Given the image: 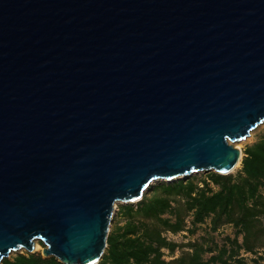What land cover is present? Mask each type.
I'll return each instance as SVG.
<instances>
[{"label":"water","instance_id":"water-1","mask_svg":"<svg viewBox=\"0 0 264 264\" xmlns=\"http://www.w3.org/2000/svg\"><path fill=\"white\" fill-rule=\"evenodd\" d=\"M263 122L264 0H0V264H98L115 204Z\"/></svg>","mask_w":264,"mask_h":264},{"label":"trees","instance_id":"trees-1","mask_svg":"<svg viewBox=\"0 0 264 264\" xmlns=\"http://www.w3.org/2000/svg\"><path fill=\"white\" fill-rule=\"evenodd\" d=\"M117 217L98 264H264V134L245 149L235 176L159 184L137 204L118 208ZM224 226L232 235L218 244L213 235ZM202 228V237L181 245L162 237L185 230L193 237ZM162 249L181 251L165 261ZM2 264L60 263L24 253Z\"/></svg>","mask_w":264,"mask_h":264},{"label":"rangeland","instance_id":"rangeland-1","mask_svg":"<svg viewBox=\"0 0 264 264\" xmlns=\"http://www.w3.org/2000/svg\"><path fill=\"white\" fill-rule=\"evenodd\" d=\"M263 134H264V122L262 124L258 125L253 131H251L250 136L247 139H245L244 141H241V142H237V143H233L232 144V146H234L235 148H237V149L240 150V162H239V167L237 169L233 170L230 175L235 176L238 173V171L241 168V159L244 156L245 149L247 147L251 146L253 143H255L259 138H261V136ZM208 174L193 175L189 179H195L197 181L204 180V179L207 178V175ZM162 183H165V182H163V181L153 182L151 184L150 188L148 190H146V192L144 194H148L150 192V190L154 186H157V185L162 184ZM133 205H135V204H133ZM122 206H123V204H120V203L115 204L114 211H113V214H112V217H111V222H110V225H109V228H108V230H109L108 234L112 231V229H113L114 226H116L117 224H119L120 220L117 217V211H118V208H120ZM202 230H203V228L201 230H199L193 237L190 236L188 233L186 234V236H182L181 238L178 239L179 245L187 243L186 240H189V239H198L199 237H202L203 236V233H204V231H202ZM229 235H232L231 228L229 226H224V227L220 228L219 231L216 234H214L213 236L215 238V241L218 244H220L223 241V238L225 236H229ZM36 247L37 248L35 250V253H39L40 254L41 253V250L43 248V245L40 242H37L36 243ZM180 251L181 250H178L177 256L179 255ZM24 253H26V252L23 251V250L11 252L6 259L7 260H11V259H13L14 256H16L18 254H24ZM243 257L246 260H248V259H250L251 256H249V255H243Z\"/></svg>","mask_w":264,"mask_h":264},{"label":"built area","instance_id":"built-area-1","mask_svg":"<svg viewBox=\"0 0 264 264\" xmlns=\"http://www.w3.org/2000/svg\"><path fill=\"white\" fill-rule=\"evenodd\" d=\"M186 234H187L186 230L183 232L176 233V234H173L170 232H165L162 234V237L165 239L166 242L178 245L179 244L178 239L181 238L182 236H186ZM187 241L188 240H186V242ZM161 252L163 254L162 259H164L165 261H169V260L176 258L177 254H178V250H176L173 255H170L168 250H166V249L165 250L162 249Z\"/></svg>","mask_w":264,"mask_h":264},{"label":"bare ground","instance_id":"bare-ground-1","mask_svg":"<svg viewBox=\"0 0 264 264\" xmlns=\"http://www.w3.org/2000/svg\"><path fill=\"white\" fill-rule=\"evenodd\" d=\"M236 149H237V148H236ZM238 150H239V149H238ZM239 151H240V150H239ZM238 167H239V162H238V164L236 165V167L234 168V170L237 169ZM36 248H37V247H35V250H36Z\"/></svg>","mask_w":264,"mask_h":264}]
</instances>
